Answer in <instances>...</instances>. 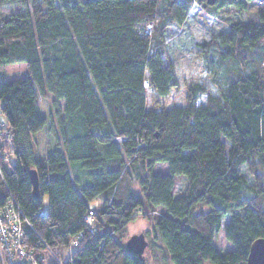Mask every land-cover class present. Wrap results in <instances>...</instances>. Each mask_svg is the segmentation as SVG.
I'll use <instances>...</instances> for the list:
<instances>
[{
    "label": "trees",
    "instance_id": "obj_1",
    "mask_svg": "<svg viewBox=\"0 0 264 264\" xmlns=\"http://www.w3.org/2000/svg\"><path fill=\"white\" fill-rule=\"evenodd\" d=\"M251 1L0 0V121L15 156L0 159V205L9 190L33 224L29 247L47 246L63 264H146L122 241L148 210L169 264L246 263L264 238V9L242 20ZM194 8L195 43L167 59L166 31ZM229 8L236 21L223 15ZM227 56L237 69L221 88L214 58ZM19 63L26 75L6 80L2 69ZM163 163L166 173L154 171ZM127 168L140 195L123 191ZM175 176L185 177L178 194ZM224 216L232 248L220 253L213 240Z\"/></svg>",
    "mask_w": 264,
    "mask_h": 264
},
{
    "label": "rangeland",
    "instance_id": "obj_2",
    "mask_svg": "<svg viewBox=\"0 0 264 264\" xmlns=\"http://www.w3.org/2000/svg\"><path fill=\"white\" fill-rule=\"evenodd\" d=\"M257 9H264V3H260L257 0H253L248 4L247 10L243 14V19L245 21H253L254 15ZM196 8L193 9L194 14L190 15L182 28H180L177 31L171 32L170 30L166 31L165 34V40L164 43L161 45L162 50L166 58L174 57V55L183 49H188L191 47L193 43H195V38L191 31V25L193 21L196 19V17L199 15ZM232 10L229 8L227 10L223 11L224 16H230L231 21H236V16H231ZM220 18L223 19L222 15H218ZM253 55V54H252ZM212 57V56H211ZM239 57V56H238ZM18 66H11L8 68L2 69L1 73H3V77L7 79H13L16 77H20L23 71L25 69L23 68L24 64H14ZM237 69L236 64L234 63L232 57L227 56L222 61L218 59V57L214 58V80L218 86L221 88H224L227 84L230 76L228 77V71H233L235 73ZM227 73V74H226ZM49 99L47 100H40V109L44 116L49 114ZM36 138V145H37V151L40 155H43L44 151L47 148V145L49 144V139L47 136H45L44 133L37 134L35 136ZM8 157V158H7ZM40 157V156H39ZM6 158L4 161L5 164L8 163V160L11 159L12 162H15V156L12 155L11 152H7V149H5V152L3 153V157ZM165 167V171L163 170V166L156 165L154 168V171H159L166 173L167 172V165L166 163H163ZM8 166V165H7ZM9 167V166H8ZM130 176V183L126 184L123 191L126 193L127 191L131 190L135 194H141V189L139 187V184L134 179V171L131 168H127ZM185 187V177L183 176H175V186L173 189L174 194H178L183 190ZM47 196L44 195L42 197V207L44 210H47ZM90 207H100L101 206V198H95L89 203ZM146 215H140L135 218L132 222H130L126 227V238L122 241L123 244L125 243L126 239L129 238L132 234H139L143 233L145 236V239L147 241V246L143 252L144 255V261L146 264H169L168 258L165 256V254L162 252V250L152 242L153 240V233H154V218L157 216L156 211H148L145 210ZM228 221V216H224L221 220L220 228L214 237L213 243L215 247L217 248L218 252L224 253L225 251L232 248V244L226 240L224 236L223 226ZM155 245V246H154Z\"/></svg>",
    "mask_w": 264,
    "mask_h": 264
},
{
    "label": "built area",
    "instance_id": "obj_3",
    "mask_svg": "<svg viewBox=\"0 0 264 264\" xmlns=\"http://www.w3.org/2000/svg\"><path fill=\"white\" fill-rule=\"evenodd\" d=\"M12 139V133L7 125L0 121V159L4 165H6L4 161L6 158H2L3 153L5 149L12 153L14 147ZM0 177L2 179L1 172ZM38 213L42 214L43 209H39ZM95 215L96 210H89L84 216L89 227ZM32 230H34L32 222L8 190L7 197L0 205V264H63L61 259L57 258L47 246H44L43 251L29 247L25 235ZM81 236L82 234L79 233L71 239L69 244L71 251L77 247Z\"/></svg>",
    "mask_w": 264,
    "mask_h": 264
},
{
    "label": "water",
    "instance_id": "obj_4",
    "mask_svg": "<svg viewBox=\"0 0 264 264\" xmlns=\"http://www.w3.org/2000/svg\"><path fill=\"white\" fill-rule=\"evenodd\" d=\"M216 0H205L208 5H213ZM260 3H264V0H257ZM29 176L32 185V195L35 199L39 198V180L37 173L34 169L29 171ZM125 249L138 257L140 261L144 260L143 252L147 246V241L143 233L132 234L126 239ZM203 264H212L209 262ZM245 264H264V238H257L253 240L249 246V251Z\"/></svg>",
    "mask_w": 264,
    "mask_h": 264
},
{
    "label": "crops",
    "instance_id": "obj_5",
    "mask_svg": "<svg viewBox=\"0 0 264 264\" xmlns=\"http://www.w3.org/2000/svg\"><path fill=\"white\" fill-rule=\"evenodd\" d=\"M182 50H180L179 52H177L175 55H174V57L178 54V53H180ZM11 66H18V65H9V66H6L5 67V69L6 68H8V67H11ZM21 66H23V68L25 69V71H23L21 74V76H23V75H26V67H25V65H21ZM7 80H10V79H7Z\"/></svg>",
    "mask_w": 264,
    "mask_h": 264
}]
</instances>
